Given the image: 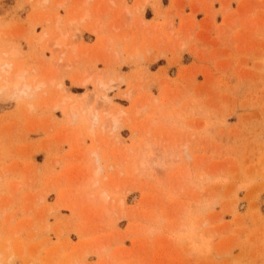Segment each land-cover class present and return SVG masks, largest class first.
Here are the masks:
<instances>
[{"label":"rangeland","instance_id":"rangeland-1","mask_svg":"<svg viewBox=\"0 0 264 264\" xmlns=\"http://www.w3.org/2000/svg\"><path fill=\"white\" fill-rule=\"evenodd\" d=\"M37 1L0 0V62H26L31 79L57 77L53 87L37 89L30 97L10 87L0 92V264H67L71 254H76L70 260L74 264H264V0H145L141 12L133 8L140 0H88L85 7L90 6L91 12L101 8L106 15L111 9L107 5L115 10L106 18L104 13L92 15L73 26L68 19L82 11V0H66L70 12L58 7L61 0ZM55 2L57 7H53ZM47 11L57 14L54 19L50 13V21L43 22ZM58 17L70 28L76 43L72 42L85 44L78 46L80 53L87 46L89 58L82 53L83 59H77L71 51L61 58L49 45L57 35L52 25ZM95 23L98 27L106 24L92 33ZM119 25L120 31L113 28ZM145 26L151 28H147L151 35ZM122 30L126 36L129 30L130 36L125 37ZM75 31L79 36H74ZM117 45L121 54L115 55ZM12 48H18L21 56L8 53ZM115 56L119 60L113 62ZM93 71H106L113 88L102 92L92 80L87 86L73 82L86 74L96 75ZM60 80L62 91L67 90L69 96L87 99L86 94L93 92L85 101L90 103L93 97V106L122 110L124 114L114 125L118 131L113 125L112 130L98 128L99 142H93L84 133L83 117H71L74 123L67 106H53V100L58 102L63 94L56 85ZM54 83L56 89H52ZM42 91L49 95L38 93ZM104 93L110 106L103 104ZM151 99L158 100L157 110ZM26 102L33 104L27 108ZM144 102L148 106L143 111L140 103ZM134 105L140 114L133 112ZM164 113L170 121L160 117ZM149 125L155 131L153 135L147 131L151 139L145 134ZM103 131L104 135L109 131L103 136L105 141L111 138L107 146L102 142ZM76 137L84 142H77ZM100 142L104 151L93 144ZM174 142L182 145L180 149ZM83 144L99 152L101 178L110 179H102L116 197L109 206L115 210L110 216L106 215L111 208L93 206L94 201L85 198V206H75L78 198L83 199L86 162L90 165L92 161ZM140 149L146 159L137 153ZM125 153L130 157L124 159ZM131 157L139 160L134 163ZM140 160L143 167L135 165ZM74 188H80V195ZM9 251L14 257L8 258Z\"/></svg>","mask_w":264,"mask_h":264},{"label":"bare ground","instance_id":"bare-ground-1","mask_svg":"<svg viewBox=\"0 0 264 264\" xmlns=\"http://www.w3.org/2000/svg\"><path fill=\"white\" fill-rule=\"evenodd\" d=\"M37 1V0H36ZM39 2H40V0H38ZM37 1V2H38ZM55 1H58V0H55ZM142 0H140L139 2L141 3V4H138L137 6L136 5H134V6H136V7H133L135 10H137L138 8H140L139 9V12H141L142 10H144V8L142 9V4H145V0H144V3H143V1L141 2ZM41 2H45V1H43V0H41ZM40 2V3H41ZM67 1L66 0H61L58 4L60 5V6H58V7H61V5L63 6V7H65L66 8V5L67 4H65ZM83 2V0L80 2L81 4H83L84 5V10L82 9V11L81 12H78L77 14H75L74 16H72L71 18H69L68 20H69V24L70 25H72V24H78V23H81V22H83L84 23V21L87 19V18H89V19H92V18H90V16H92V15H98V16H102L103 15V13L104 12H101L100 11V9H95L94 11H90V9H88V8H90V6L88 7V8H86L85 7V5H87L89 2H88V0H84V2ZM48 3V2H47ZM69 3V2H68ZM77 3V2H76ZM79 3V4H80ZM93 3V2H92ZM92 3H91V5H92ZM44 4V3H43ZM73 4V3H72ZM78 4V3H77ZM115 4V3H114ZM107 5V4H106ZM140 5V6H139ZM57 7V5H56V2H55V4H54V6L53 7ZM78 7H79V5H77ZM108 6V8H113L114 10H115V6L114 7H109V5H107ZM71 7V6H70ZM74 7V6H73ZM72 7V8H73ZM80 7H82V6H80ZM79 7V8H80ZM75 8H77V7H75ZM75 8H73V9H75ZM93 8V7H92ZM106 8V7H105ZM105 8H104V10H105ZM129 8V7H128ZM54 9V8H53ZM57 9V8H56ZM55 9V10H56ZM59 9V8H58ZM67 9V11H68V8H66ZM70 9V8H69ZM72 9V10H73ZM111 9H108L107 11H108V13L107 14H109V13H112V11L113 10H111ZM76 11H78V8L77 9H75ZM131 10H133V9H131ZM57 11V10H56ZM109 11H111V12H109ZM134 11V10H133ZM46 12V11H45ZM44 12V14H46L47 15V17L45 16V17H41L44 21L43 22H45V20L47 21V20H49L50 19V15L51 14H54V13H48V11H47V13H45ZM68 12H70V10L68 11ZM137 12V11H136ZM76 13V12H75ZM106 13V12H105ZM105 13H104V15H105ZM135 13V12H134ZM55 14H57L56 12H55ZM55 14H54V19H55ZM71 14V13H70ZM69 13L67 14V15H69V16H71ZM100 14H102V15H100ZM106 14V15H107ZM131 14H133V13H131ZM130 14V15H131ZM38 15V14H37ZM42 15V14H41ZM49 15V16H48ZM58 15H60V13L58 14ZM103 15V16H104ZM106 15H105V18H106ZM111 15V14H110ZM44 16V15H43ZM52 16V15H51ZM109 16V15H108ZM114 16V15H113ZM53 17H51V18H53ZM61 17V20L63 19V21H64V19H66V18H62V15L60 16ZM66 17V16H65ZM138 17V16H137ZM139 17H142V16H139ZM40 17H39V19H40V21H42V19H41ZM57 18V17H56ZM59 18V17H58ZM96 18V17H95ZM95 18H94V20H95ZM37 19H38V17H37ZM139 19V18H138ZM142 20H143V17L141 18ZM145 19V18H144ZM39 21V22H40ZM50 21V20H49ZM53 21V20H52ZM101 21V20H100ZM99 21V22H100ZM108 21V20H107ZM106 21V22H107ZM138 21V20H137ZM144 21V20H143ZM48 22V21H47ZM89 22H91V20L89 21ZM96 22H98V19L96 20ZM105 22V21H104ZM112 22V21H111ZM139 22V21H138ZM41 23V22H40ZM66 23H68L67 21H66ZM108 23V22H107ZM143 23V22H142ZM142 23H139L140 25L142 24ZM145 23V22H144ZM47 24H49V23H47ZM53 24V23H52ZM74 24V25H75ZM92 24V23H91ZM106 23H104V24H102L103 26L105 25ZM111 25L110 26H112V24L113 23H110ZM150 24V23H149ZM90 25V24H89ZM93 25H96V23L95 24H93ZM101 24H99V27L100 26H102ZM121 25V24H120ZM115 26V27H113L114 29H116V30H118L119 28H121V26ZM143 25V24H142ZM142 25H141V27H142ZM146 25H148V24H146ZM53 26V29H54V26H56V28H55V30H57V35H55V37L52 39L51 38V41L50 40H48V42L50 43L49 45H51V47L53 48V50L55 51V52H59V55L61 56V58L63 57V55H66L67 54V52L68 51H71V53L72 54H75L74 56H75V58H77L78 59V57H79V59H80V55L83 53V55H84V53L87 55V51L89 50L88 48H87V46H85L86 47V49H87V51H86V49H85V51H83L82 50V53H80V51L78 50L79 49V47L78 46H84L83 45V42H82V44L80 45V43H79V45H77V44H75L76 43V41H75V37L72 39V32H70V28L68 29V26H65L64 27V23L63 22H60V18H59V20L57 19V21H56V23L54 22V25H52ZM73 26V25H72ZM81 26V25H80ZM84 26V25H83ZM97 26V25H96ZM102 26V27H103ZM152 26V25H151ZM156 26V28H157V25H155ZM51 27V26H50ZM78 28H79V26H77ZM85 27V26H84ZM86 27H87V21H86ZM90 27H92V25L90 26ZM98 26L97 27H94V28H92V33L94 32V33H97V30H98V28H99ZM146 28H145V30L147 31V32H149L150 30H148L147 28H149V26L147 27V26H145ZM75 28V27H74ZM105 29H106V26L104 27ZM104 28H103V30H104ZM110 28V27H109ZM125 28V27H124ZM153 28H154V26H153ZM49 29V28H48ZM88 29V28H87ZM100 29V28H99ZM113 29V30H114ZM126 29V28H125ZM149 29H151V28H149ZM47 30V29H46ZM49 30H51V29H49ZM55 30H53V32L52 33H54V31ZM100 30H102V29H100ZM110 30H112V29H110ZM109 30V31H110ZM115 30V31H116ZM121 29H119L118 31H120ZM143 30H144V28H143ZM154 30H156V29H153V31ZM157 30H158V28H157ZM156 30V31H157ZM123 31V30H122ZM145 31V32H146ZM152 31V30H151ZM56 32V31H55ZM100 32V31H99ZM106 32H108V30L106 31ZM106 32H103V33H106ZM124 32V36L125 37H127V36H130L129 34H130V32H129V30H128V32H129V34H128V32H127V36L125 35L126 33H125V30L123 31ZM42 33H44V32H42ZM77 33V34H76ZM45 34H47V36L45 35ZM45 34H43V36L45 35L46 37H48L49 38V36L50 35H48V33H45ZM79 34H81V33H79ZM149 35H151V33L149 32L148 33ZM75 35H77V36H79L78 35V31L76 32L75 31V33H74V36ZM108 35V34H107ZM111 35V34H110ZM42 35L40 36V39L43 37ZM44 36V37H45ZM76 36V39L78 38ZM113 37H114V35H112ZM45 37V39H47ZM81 37V36H80ZM109 37H111V36H108V39H109ZM112 37V38H113ZM124 37V38H125ZM105 38H107L106 36H105ZM111 38V39H112ZM40 39H39V42H40ZM44 39V40H45ZM130 39V38H129ZM44 40H43V42H44ZM72 40H74L75 41V43H73L72 42ZM78 40H80V39H77V41ZM106 40V39H105ZM37 42H38V40H36ZM102 41V40H101ZM112 40H110L109 42H111ZM114 41V40H113ZM125 41V40H124ZM47 42V43H48ZM81 42V41H80ZM107 42V41H106ZM125 42H128V41H125ZM46 43V42H45ZM105 43V42H104ZM112 43V42H111ZM111 43H109V44H111ZM129 43V42H128ZM127 43V44H128ZM106 44V43H105ZM119 44V43H118ZM48 45V44H47ZM102 45H104V44H102ZM114 45V44H113ZM137 45H138V41H137ZM160 45V44H159ZM106 46V45H105ZM109 47L108 48H112L113 46H111V45H108ZM115 46V45H114ZM92 47V46H91ZM117 48L119 47V45H117L116 46ZM136 47V46H135ZM135 47H133L134 49H135ZM83 48V47H82ZM107 48V46L105 47V49ZM102 49V48H101ZM113 49H115L116 50V48H114L113 47ZM113 49L112 50H110L109 49V52L110 51H113ZM139 49V48H138ZM108 50V49H107ZM136 51H137V53H138V50H137V47H136V49H135ZM57 52V53H58ZM89 52H90V50H89ZM94 52V51H93ZM93 52H91V53H93ZM95 52H97L96 50H95ZM94 52V53H95ZM8 53H10L11 55H15V56H21V52L20 51H18V48H12V50H10ZM112 53V52H111ZM113 53L115 54V55H118V54H121V52H120V50H119V48H118V52L116 51H113ZM118 53V54H117ZM9 54V55H10ZM102 54V53H101ZM98 55V54H97ZM110 55V54H109ZM96 56V55H95ZM102 56H104V55H102ZM120 56V55H119ZM87 57L89 58V56L87 55ZM97 57H99V56H97ZM107 57V56H106ZM118 56H115L114 57V61L113 62H116V61H118L119 60V57L117 58ZM60 58V57H59ZM100 58V57H99ZM115 58H117V59H115ZM132 58V57H131ZM81 59H83V57L81 58ZM80 59V60H81ZM104 59V58H103ZM103 59H101L102 61H103ZM108 59V58H107ZM106 59V61L108 62V60ZM122 59V58H121ZM71 60H73V63L75 64V60H74V57H73V59H71ZM80 60H78V62L80 61ZM77 61V60H76ZM23 62L24 61H21V62H18L17 64H14V62L12 61V60H5V61H3V62H0V92L1 91H3L4 89H8V87H10V89H13V90H15V91H19V92H22V93H24V94H26V96L28 95L29 97H30V94L32 95V93L34 92V91H37V89H42V88H44V87H47L48 85H52V87H53V81H54V79H56L57 77H50L49 76V80L47 81V80H44V78L43 79H41V80H39L38 79V77H34L33 79H31V75H29L30 74V71L31 70H28L27 69V65L25 66V64H26V62H24L25 64H23ZM44 62H45V60H44ZM47 62V61H46ZM71 62V61H70ZM104 62V61H103ZM106 62V64H108V63H112V60H111V58H110V60H109V62L107 63ZM28 63V62H27ZM60 63H63L64 64V62L62 61V62H60ZM111 63L109 64V65H111ZM47 64V63H46ZM55 64V63H54ZM68 64H69V62H68ZM71 64H72V62H71ZM70 64V65H71ZM58 65V64H57ZM65 65H66V63H65ZM65 65H62V66H64V67H66ZM76 65V64H75ZM33 69H34V67L33 66H31ZM30 67V68H31ZM67 67H68V65H67ZM31 68V69H32ZM40 68V67H39ZM47 68V67H46ZM32 69V70H33ZM37 69V68H36ZM41 69V68H40ZM44 69V68H43ZM58 69V68H57ZM88 69L89 68H87L86 70L88 71ZM93 69V68H92ZM44 70H46V69H44ZM95 71H96V69H94ZM36 71V70H35ZM35 71H33V72H35ZM108 72H112V71H110V69L109 70H107ZM37 72V71H36ZM41 72H43V70H41ZM90 73H88V74H91V72H92V70H90L89 71ZM98 72V71H97ZM104 72V74L103 73H94V71H93V73L94 74H96V75H89V76H87V74L85 75V77H80V78H82V79H80V78H78V79H76V78H74V80L75 81H73V82H75L77 85H81V86H87L88 85V82H89V80H92V83L95 85V87H96V89L97 88H99L100 89V91H102V92H106V91H108L110 88H113V85H112V82H111V80L110 79H108L106 76H105V74H107V73H105L106 71H103ZM38 73V72H37ZM36 73V74H37ZM44 73V72H43ZM48 73H49V70H48ZM39 74V73H38ZM78 74V73H77ZM53 75V74H52ZM55 76H56V74H54ZM75 75V74H74ZM79 75H80V73H79ZM109 75V74H108ZM113 75V74H112ZM41 76V75H40ZM59 76V75H58ZM76 76V75H75ZM42 77V76H41ZM47 77V75L45 76V78ZM62 77V76H61ZM77 77V76H76ZM109 77V76H108ZM121 77V76H120ZM117 78L119 79V80H121L120 78H119V76H117ZM125 78V77H124ZM123 78V79H124ZM47 79V78H46ZM61 79V78H60ZM113 79V78H112ZM117 79V80H118ZM126 79V78H125ZM58 80V79H57ZM118 80V81H119ZM56 81V80H55ZM124 81V80H123ZM57 82V81H56ZM120 82V81H119ZM58 83V82H57ZM60 83H61V80H60ZM122 82H120V84H121ZM56 83H54V85H55ZM113 84H115V83H113ZM56 85H58L57 87H58V89H60L59 90V93H61V92H63V94L62 95H60L61 96V99H59L58 100V102H56L57 101V99H56V103L54 102V100H53V103H54V105L53 104H51V105H53V106H59V105H64V107L65 106H67V108H68V112L71 114V116H70V119H72L71 117H73L74 118V116L75 117H80V118H82L83 117V121H84V133L86 132V134L87 135H90L91 136V138L92 139H94V141L93 142H95V140H96V134H97V129L98 128H100L99 130H106L105 128H107V127H110L111 128V126L113 125H117V123L120 121V118H121V116L124 114V112H122V110H120V109H114L113 111H109V108H111V106L109 105V104H107V96H106V94L104 95V102H105V100H106V103H103L102 102V100L101 101H99L101 104L103 103V104H106V107L109 105L110 107L107 109V108H105V106H103L102 108H101V106H93L92 104H90V103H93V97H92V102H90L89 103V101H85V99L86 98H81V99H79L78 97H77V95H75V96H69V95H67V94H65V92H67V90H63L62 91V89H64V84L62 85V83L61 84H56ZM56 85L54 86V88H52V89H56L57 87H56ZM60 86V87H59ZM118 86V85H117ZM56 87V88H55ZM114 87H116V86H114ZM62 88V89H61ZM9 90V89H8ZM11 91V90H10ZM15 91H13V92H15ZM45 91V90H44ZM42 91L43 93H41V92H38L39 94H45V95H49V94H46L45 92L47 91ZM65 91V92H64ZM99 91V90H98ZM129 91V90H128ZM16 92V93H17ZM95 92V91H94ZM130 92V91H129ZM35 93V92H34ZM51 93V92H50ZM93 93V92H92ZM91 93V94H92ZM100 93V92H99ZM98 93V94H99ZM53 94H54V92H53ZM52 94V95H53ZM69 94V93H68ZM90 93L89 94H86V95H89V96H87L88 98H90V96H93V94L91 95ZM96 94V93H95ZM123 94V93H122ZM126 94H129V95H126ZM35 95H37V94H35ZM45 95H44V97H45ZM57 94H55V96H56ZM101 95H103V94H101ZM100 95V96H101ZM124 95L127 97V98H129L128 96H130V93H128V92H125L124 93ZM132 95V94H131ZM23 96V95H22ZM33 96V95H32ZM41 96V95H40ZM85 96V95H84ZM123 96V95H122ZM28 97V98H29ZM41 97H43V96H41ZM149 97V96H148ZM49 98V97H48ZM86 99V100H89V99ZM97 98H98V96H97ZM151 98H153V97H151ZM25 99H26V97H25ZM46 99V98H45ZM130 99V98H129ZM152 100V102H154V107L155 106H157L158 107V105H159V102H157L156 100V102L155 101H153L154 99H151ZM28 101H29V99H28ZM27 101V102H28ZM31 101V100H30ZM96 101H98V99H96L95 100V102ZM27 102H26V104H27ZM33 102V101H32ZM45 102V101H44ZM94 102V103H95ZM111 102V101H110ZM29 103V102H28ZM100 103H98V104H100ZM134 103H136V102H133V104ZM142 103V102H141ZM140 103V105H141V109L143 110V106L144 105H146V106H148L145 102H144V104H141ZM148 103H150V102H148ZM157 105H156V104ZM33 104V103H32ZM32 104H27L28 105V107L27 108H29V106L30 105H32ZM96 104H97V102H96ZM49 105V104H48ZM51 105H49L50 107H51ZM112 105V104H111ZM115 105V104H114ZM163 104H161V106H160V108L159 109H161V107L163 108V106H162ZM113 106V105H112ZM134 106H136L137 107V105H134ZM165 106V105H164ZM174 106V105H173ZM31 107V106H30ZM54 107V108H55ZM145 107V106H144ZM166 107V106H165ZM27 108H25V110L27 109ZM32 108H34V107H32ZM48 108V107H47ZM53 108V107H52ZM101 108V109H100ZM122 108V107H121ZM126 108V107H125ZM135 108V107H134ZM134 108L132 109L133 110V112L134 111H136L137 113L139 112L138 111V108L139 107H137V108H135V109H137V110H134ZM139 108V110H141ZM167 109H169L168 111H172L171 109L172 108H168V107H166ZM57 109V108H56ZM63 109H65V108H63ZM155 109L157 110V108L155 107ZM158 109V110H159ZM166 109V110H167ZM28 111H29V114H30V110L29 109H27ZM111 110V109H110ZM127 110V109H126ZM145 110V109H144ZM143 110V111H144ZM165 110V111H166ZM175 110V109H174ZM27 111V112H28ZM65 111V110H64ZM143 111H141L142 113H143ZM167 111V112H168ZM134 113V114H137V113ZM162 112H164V109L162 110ZM166 112V113H167ZM177 112H179L178 110H177ZM65 113V112H64ZM126 113V115H128L127 114V111L125 112ZM128 113H129V111H128ZM161 113V112H160ZM159 113V114H160ZM172 113V112H171ZM170 112H169V114H171ZM175 113V112H174ZM67 114V113H66ZM69 114V115H70ZM139 114H140V112H139ZM157 114V113H156ZM158 114V115H159ZM168 114V113H167ZM168 114V115H169ZM173 114V113H172ZM73 115V116H72ZM163 116H165V117H163ZM173 116H175V115H173ZM125 117V116H124ZM160 117H163V119L165 118L167 121H170V119H167L168 117H166V114L164 113L163 115L161 114L160 115ZM152 118H154V117H152ZM155 118H156V116H155ZM159 120L158 121H160L162 118H158ZM151 120V119H150ZM153 120V119H152ZM72 121H73V119H72ZM81 121V120H80ZM124 121V120H123ZM129 121H130V119H129ZM149 121V120H148ZM70 122V121H69ZM74 122V121H73ZM145 122V121H144ZM71 123V122H70ZM75 123V122H74ZM73 123V124H74ZM83 124V123H82ZM158 124H160L159 122H158ZM72 125V124H71ZM71 125H70V127H71ZM78 125V124H77ZM76 125V126H77ZM127 125V124H126ZM157 125V124H156ZM155 125V126H156ZM167 126H168V124H166ZM79 126H80V123H79ZM81 126H83V125H81ZM112 126V127H113ZM119 126V125H118ZM132 126V125H131ZM141 126V125H140ZM146 126V125H145ZM152 126V125H151ZM172 126V125H171ZM170 126V127H171ZM69 127V128H70ZM74 126H72V128H73ZM115 127V129L114 130H116L117 128V126H114ZM169 127V126H168ZM68 128V129H69ZM82 128V129H83ZM151 128H154V126L153 127H151ZM166 128V127H165ZM173 128V127H172ZM71 129V128H70ZM78 129H79V127H78ZM108 129V128H107ZM113 128H111V130H112ZM171 129V128H167L166 130L169 132V130ZM152 129H150V125H149V127L147 126V129H146V135L148 136V134H149V132H151L150 133V135H153V132H155V131H151ZM162 129H161V127H160V131L159 132H162L161 131ZM166 130H165V132H166ZM83 131V130H82ZM117 131H118V129H117ZM147 131H149V132H147ZM158 131V130H157ZM107 132H109V131H107ZM107 132L105 133V135H104V131H103V135H102V139L104 140V138H103V136L105 137L106 136V134H107ZM79 135H80V130H79ZM83 133V134H84ZM100 133V132H99ZM98 133V134H99ZM148 133V134H147ZM171 133V132H170ZM68 134V133H67ZM97 134V135H98ZM111 135H112V133H110ZM109 134V135H110ZM114 134V133H113ZM174 134V133H173ZM75 135H77V134H75ZM100 135V134H99ZM115 135H117V136H115ZM114 136L115 137H117L116 138V140L117 139H119L118 138V134H115ZM149 135V136H150ZM157 135H158V133H157ZM156 135V136H157ZM166 135V134H165ZM172 135V134H171ZM67 136V135H66ZM89 136V137H90ZM108 136V135H107ZM148 136V139H151L150 137ZM68 137V136H67ZM80 137H82V135H80ZM158 137V136H157ZM156 137V138H157ZM98 138V137H97ZM108 138V137H107ZM76 139H77V137H76ZM82 140H84L83 138H82ZM101 140V139H100ZM102 140V142L103 143H105L104 144V146L106 145L107 146V143L109 142V140L111 141V138L109 137L108 138V142L107 141H103ZM172 140V139H171ZM79 141H81V139L80 140H78L77 139V142H79ZM96 141H98V139L96 140ZM118 141V140H117ZM84 141H81V144L83 143ZM99 142V141H98ZM138 142V141H137ZM143 142V141H142ZM148 142V143H147ZM103 143H102V147H103ZM110 143V142H109ZM119 143V142H118ZM140 143V142H139ZM145 146H149V144H150V142L149 141H147V139H145ZM144 143H143V145H144ZM174 143H176V142H174ZM173 143V144H174ZM182 143H183V141H182ZM93 144H95V145H98L99 146V148L101 149V150H103L104 151V149H102L100 146H101V142H100V145L99 144H96V143H93ZM185 144L186 143H183V146H185ZM78 145V144H77ZM83 145H85V144H83ZM109 145V144H108ZM112 145V144H111ZM178 145V147H176V148H179L180 149V146H182L181 144H180V146H179V143L177 144L176 143V146ZM79 146V145H78ZM86 146V145H85ZM140 146H141V144H140ZM168 145H166V147H167ZM170 146H172L171 145V143H170ZM174 147V146H173ZM172 147V148H173ZM86 148H88L87 146H86ZM86 148L84 147L82 150L84 151V149L86 150ZM97 147H95V149H96ZM104 148V147H103ZM141 148H142V146H141ZM171 148V149H172ZM182 148V147H181ZM90 148H88V151L89 152H91L90 153V155L92 156V158H91V162H90V165L88 164L87 165V162H86V166H88V168H87V171L84 173V176H82L83 177V188H81V192H82V198L83 199H79L78 198V200H80V202H77V203H75L72 199H71V201H73L72 202V204H74L75 206H77L78 207V209L80 208V205L82 206L84 203H85V205H86V203H87V201H85V200H91V201H94V202H91V203H95V204H93V206H96L97 204H98V206L100 205V204H102V205H104L103 207L101 206V209L102 208H104V210H106V208H105V205L106 206H108V208L110 209L111 208V210L112 211H110V214L108 213L107 215L104 213V215H106V216H110V215H112L111 213L114 211L115 212V210H114V208L112 209V207H109L110 205H113L112 203H111V200H113V198L114 197H112V195H111V193L109 192V190L108 189H106L104 186H103V184H102V179H104V176L101 178V176H102V170H103V167H102V165H101V162H100V158H99V156H97V154L99 153H97L95 150H92V151H90L89 150ZM105 149H106V147H105ZM169 150V149H168ZM177 150V149H176ZM108 151H109V149H108ZM107 151V152H108ZM122 151H123V149H122ZM127 151V150H126ZM125 151V152H126ZM140 151H141V149H140ZM137 152V153H141L140 155L143 157V152L141 151V152ZM170 151H173V149L172 150H170ZM79 152V151H78ZM88 152V153H89ZM102 152V151H101ZM101 152H100V154H101ZM86 154V153H85ZM85 154H83V155H85ZM132 154V153H131ZM134 154V153H133ZM132 154V155H133ZM170 154V153H169ZM187 154V153H186ZM88 155V154H87ZM88 156V157H91V156ZM104 155V154H103ZM119 155H120V153H119ZM118 155V156H119ZM122 156H123V154H121ZM125 155H127V153H125L124 154V156L123 157H125ZM133 156H135V154L133 155ZM136 156H137V154H136ZM140 156V157H141ZM145 157H146V155H144ZM160 156V155H159ZM188 156V155H187ZM84 158H86L85 156H83ZM82 157V158H83ZM106 157H108V154H107V156ZM127 157L129 158L130 156H128L127 155ZM137 157H139V155L137 156ZM137 157H135V160L133 159L134 157H131L132 158V160H133V162L135 163V161H138L139 159L137 158ZM139 157V158H140ZM145 157H143V158H145ZM178 157V156H177ZM83 158V159H84ZM127 158V159H128ZM124 159H126V157L124 158ZM137 159V160H136ZM146 159V158H145ZM88 160V159H87ZM87 160H85V161H87ZM103 160H104V158H103ZM132 160L130 161V162H132ZM85 161L83 162V163H85ZM94 161V162H93ZM120 161H121V159H120ZM141 161V162H140ZM139 161V163L138 162H136V164L135 165H137V164H139V166L140 165H142V160H140ZM89 162V161H88ZM157 162V161H156ZM111 163V162H110ZM121 163H122V161H121ZM134 163H133V165H131L132 167H134L135 165H134ZM112 164V163H111ZM131 164V163H130ZM203 164V163H202ZM109 165V164H108ZM114 165V168H115V164H113ZM160 165V164H159ZM117 166H120V164L119 165H117ZM144 166H146V165H144ZM17 167V166H16ZM108 167V166H107ZM107 167H105V168H107ZM130 167V166H129ZM142 167H143V165H142ZM120 168V167H119ZM135 169V168H134ZM166 169V168H165ZM111 170H113V169H110V171ZM108 171V170H107ZM110 171H108V172H110ZM113 171H115V170H113ZM112 171V172H113ZM82 172V171H81ZM111 172V173H112ZM122 172V171H121ZM187 172V171H186ZM115 174H117V173H115ZM113 175H114V172H113ZM112 174H111V176H113ZM122 174L120 173V176H121ZM178 175V174H177ZM188 176H189V174H187ZM118 176V175H117ZM193 176V175H192ZM107 177V176H106ZM105 177V178H106ZM108 178V177H107ZM112 178V177H111ZM119 178V177H118ZM184 178V177H183ZM190 178V177H189ZM115 179H117V178H115ZM114 179V181H116ZM77 181L78 180H80V179H76ZM82 180V179H81ZM81 180L79 181V182H81ZM104 180H106V181H110V179H104ZM186 180V179H185ZM188 180V179H187ZM113 181V179H112V183L114 182ZM184 181V180H183ZM79 182H78V184H79ZM114 183H117V185L119 184V182H118V180H117V182H114ZM176 183V182H175ZM184 183V182H183ZM109 184H110V182H109ZM106 185V184H105ZM113 185V184H112ZM116 184H114V186H115ZM116 185V186H117ZM159 185V184H158ZM176 185V184H175ZM101 186H103L105 189H101L102 187ZM107 186H110V185H108L107 184ZM113 186V187H114ZM115 186V187H116ZM79 187V186H78ZM181 187V186H180ZM109 188H112V186L111 187H109ZM117 188V187H116ZM193 189V188H192ZM195 189V188H194ZM76 190H77V188H76ZM75 190V188H74V192L76 191ZM78 190H80V188L78 189ZM78 190H77V193L76 194H78ZM113 190H115L114 188H113ZM179 190V189H178ZM74 192H73V194H74ZM81 192H79V193H81ZM116 193V192H115ZM114 193V194H115ZM71 194V193H70ZM75 194V195H76ZM78 195H80V194H78ZM77 195V196H78ZM70 196V195H69ZM73 196V195H72ZM76 196V197H77ZM80 197V196H79ZM43 198V197H42ZM70 198H72V197H70ZM70 198H68V200L70 199ZM84 198H85V200H84ZM116 198V197H115ZM114 198V199H115ZM133 198V200L134 201H136L137 200V196H134V197H132ZM61 199V198H60ZM121 200H122V198H121ZM61 201L62 200H59V202H60V204H61ZM71 201H68V202H71ZM116 201V200H115ZM117 201H118V199H117ZM117 201H116V203H117ZM67 202V203H68ZM66 203V204H67ZM90 203V202H89ZM111 203V204H110ZM72 204H70V205H72ZM68 205H69V203H68ZM85 205H83V206H85ZM116 205V204H115ZM115 205H114V207H115ZM119 205H121L120 203L118 204V206ZM117 206V207H118ZM70 207V206H69ZM88 207V206H87ZM122 207H123V205H122ZM71 208V207H70ZM73 208H74V206H73ZM96 208V207H95ZM120 208V207H119ZM71 210V209H70ZM74 210V209H73ZM92 210V209H91ZM97 210V209H96ZM100 212V211H99ZM114 214V213H113ZM116 214V213H115ZM101 217H103L102 216V214H101ZM105 217V216H104ZM61 231V230H60ZM16 233V232H15ZM8 238V237H7ZM6 240V239H5ZM4 240V241H5ZM67 243H69L68 241H67ZM71 243V242H70ZM89 243V242H88ZM98 243V242H97ZM99 243H100V241H99ZM64 244H65V242H64ZM93 244V243H92ZM4 245V244H3ZM19 245V244H18ZM22 245H24V244H22ZM21 245V246H22ZM66 245H69V244H66ZM100 245V244H99ZM85 246V245H84ZM3 246H1V248H2ZM25 247V246H24ZM66 247H68V246H66ZM70 247V246H69ZM98 247V246H97ZM8 248V246H6V248L5 249H7ZM85 248V247H84ZM84 248H83V253H84V251H86L85 253H86V255H87V249L86 250H84ZM19 249H21V248H19ZM74 249V248H73ZM91 249V248H90ZM9 250V249H8ZM7 250V251H8ZM17 250H18V247H17ZM24 251H25V249H23ZM65 250V249H64ZM99 250H101V249H99ZM104 250V249H103ZM78 252H79V250H77ZM91 251V250H90ZM106 251H107V249H106ZM2 252L3 251H0V256L2 255ZM12 251H9V252H7L8 253V258H11V257H14L13 256V254L11 253ZM97 252V251H96ZM11 253V254H10ZM80 253V252H79ZM25 254V253H24ZM53 255H54V253H52ZM70 254V253H69ZM69 254H67V255H69ZM74 254V253H73ZM35 255V254H34ZM76 255V254H75ZM75 255L73 256V257H75ZM27 256V255H26ZM55 256V255H54ZM56 256H57V254H56ZM71 256H72V254H71ZM70 256V258H69V256H68V260H69V262H65V263H67V264H74V263H70V260L73 258V257H71ZM79 256H81V254H79L77 257H79ZM54 258H56V257H54ZM80 258V257H79ZM26 259L28 260V258L26 257ZM57 259V258H56ZM75 259H78V258H75ZM85 259V258H84ZM12 260V259H11ZM81 261V260H80ZM71 262H74V261H71ZM84 262V261H83ZM2 263V262H1ZM77 263H80L79 261L77 262ZM3 264V263H2Z\"/></svg>","mask_w":264,"mask_h":264}]
</instances>
